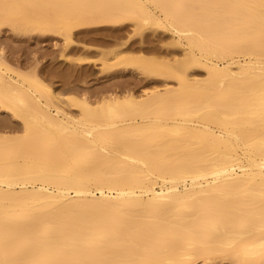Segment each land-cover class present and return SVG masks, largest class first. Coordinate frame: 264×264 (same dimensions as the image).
<instances>
[{
    "label": "bare ground",
    "instance_id": "6f19581e",
    "mask_svg": "<svg viewBox=\"0 0 264 264\" xmlns=\"http://www.w3.org/2000/svg\"><path fill=\"white\" fill-rule=\"evenodd\" d=\"M5 30L60 44L0 40V264H264V0H0ZM97 61L148 88L91 98Z\"/></svg>",
    "mask_w": 264,
    "mask_h": 264
},
{
    "label": "rangeland",
    "instance_id": "374dc122",
    "mask_svg": "<svg viewBox=\"0 0 264 264\" xmlns=\"http://www.w3.org/2000/svg\"><path fill=\"white\" fill-rule=\"evenodd\" d=\"M128 29H129V31H128ZM128 29H126L125 30V33L127 34L128 32L130 33V31H131V29L128 27ZM85 34V35H84ZM125 34V35H126ZM158 34V35H157ZM157 34H152L149 30H145L144 32H143V35L140 37H138V36H135V37H133V39L132 40H135V41H137V42H139L142 38H144L145 39V42H147V40H148V44L147 43H145V45H143L142 47L143 48H148L149 50H147L146 52H144V54L145 55H147V56H153V55H156L157 57H161V56H163L164 55V52L166 51V48H167V42L169 41V37H168V35H161L159 32H157ZM90 36H88V34H86V33H83V35H78L77 36V40L79 41V42H81V43H83V44H85V45H88V46H94V47H98V48H101L102 50H111L112 49V45H110V44H102L101 42L102 41H107V40H109L108 42H111L112 43V41H111V38H113L112 37V34H111V36H110V34L108 35L106 32H98V33H90L89 34ZM3 37V38H2ZM8 37V38H7ZM91 37V38H90ZM99 37V38H98ZM155 37H157V42H155V41H153L152 42V39L153 38H155ZM167 37V38H166ZM1 38H2V40H6L7 42H6V47H5V49L7 50V52L10 54L11 52H13V56L11 55V57H12V59L13 60H15L16 58H17V56H23L25 53H27V51L29 52V50L30 51H32V53L30 54V53H27V56H29V57H32L34 54H36V55H38V56H41V60H42V62H43V66H45L46 68L45 69H47V68H49V67H51L52 66V63H53V61H51V58H50V56H53V55H55V54H52L54 51L53 50H55L53 47H54V45L55 44H60V39H57V38H52V39H46L47 40V42H46V40H44V41H42V42H37V45L38 46H35L34 44H36L35 42L36 41H34V40H36V38L35 37H33L32 36V38H26L25 37V39L24 40H29V42H25V41H15L14 39H13V36L8 32V30H5V32L4 33H1L0 34V40H1ZM80 38V39H79ZM88 38V39H87ZM94 38V39H93ZM96 38V39H95ZM103 38V39H102ZM89 39H93L94 40V42H95V40L97 41V39H99L100 40V42H99V44H97V42L96 43H92L91 42V40H89ZM106 39V40H105ZM1 40V41H2ZM12 43H10V42ZM3 42L4 41H2V44H3ZM15 42V44L16 43H18V42H21V43H19V44H17L18 46H20V44H21V47L20 48H18V52H16L15 51V49H16V47H15V45H14V47L15 48H13L12 46H13V43ZM5 43V42H4ZM9 43V44H8ZM22 43H24V44H22ZM25 43L27 44V47H26V49H24L25 48ZM34 43V44H33ZM38 43H40L41 44V46H39V44ZM12 46H11V45ZM32 45V47H30V46ZM7 46L9 47V46H11L10 48H7ZM17 46V47H18ZM33 46H35L36 47V49H32V48H35V47H33ZM37 47H39V48H37ZM46 48V49H48V50H46V49H44V48ZM29 48H31V49H29ZM171 49V47H169L168 46V48L167 49ZM10 49V50H9ZM12 49H14V51L12 50ZM46 50L47 52L45 53V51L44 50ZM153 49V50H152ZM12 50V51H11ZM44 51V53L42 52V51ZM155 50V52H153ZM23 51V52H22ZM26 51V52H25ZM39 51H41V52H39ZM50 51V52H49ZM26 55V54H25ZM71 56H73V55H71ZM179 56H180V54H179ZM46 62V63H45ZM49 65H48V64ZM50 64H51V66H50ZM46 65H48V66H46ZM92 67L94 68V73L92 74V76L91 77H89L88 79H86V80H84V81H81L79 84H78V87H81L80 88V90L82 91V89H83V91L85 92V93H87V94H89V96H92L91 98H94V93H95V91H94V89H95V87H97L98 89H99V86L101 85V87H103V88H101L100 87V89L101 90H103L104 89V87L108 84V86H106L108 89H109V92H119L118 90H120V88H121V86H122V89L120 90V92H122L123 90H133V91H135V92H141L142 90H144V89H146V88H148L146 85H145V82H139V79L137 78H135L134 76H131V77H133V79L132 78H129V77H127V76H125V77H123L122 79L124 80V82L121 80V78H119V82L118 81H116V80H114V78H116L115 76H111V79L109 78V79H106L105 78V76L107 75V74H112L113 73V71L111 70V71H109V72H103V73H100L99 72V70H100V68H99V62L97 61V62H95V64H93L92 65ZM79 69V68H78ZM127 77V78H126ZM99 78V79H98ZM116 79H118V78H116ZM129 79V80H128ZM111 80H112V82H113V84H111ZM128 80V81H127ZM131 80H133V81H131ZM94 81V82H93ZM101 82V83H100ZM108 82H110V83H108ZM114 82H115V84H114ZM117 82H118V84H117ZM120 82H122V84L120 83ZM125 82H127V84L125 83ZM100 83V84H99ZM107 83V84H106ZM102 84H105V85H102ZM109 84H110V87H109ZM142 85H144V87L142 86ZM90 87H92V88H90ZM117 87V88H116ZM146 87V88H145ZM85 88H88V89H92V90H88L89 91V93H88V91H85ZM96 88V89H97ZM111 88V89H110ZM79 89V88H78ZM95 89V90H96ZM137 89V90H136ZM79 90V91H80ZM100 90V91H101ZM139 90V91H138ZM80 91V92H81ZM94 91V92H93ZM97 91H99V90H97ZM2 114V112L0 113V117H3L4 116V114H3V116L1 115Z\"/></svg>",
    "mask_w": 264,
    "mask_h": 264
}]
</instances>
